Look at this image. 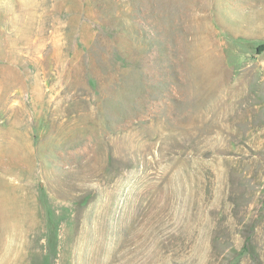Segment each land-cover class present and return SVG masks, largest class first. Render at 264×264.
Returning a JSON list of instances; mask_svg holds the SVG:
<instances>
[{"label": "rangeland", "instance_id": "374dc122", "mask_svg": "<svg viewBox=\"0 0 264 264\" xmlns=\"http://www.w3.org/2000/svg\"><path fill=\"white\" fill-rule=\"evenodd\" d=\"M0 264H264V0H0Z\"/></svg>", "mask_w": 264, "mask_h": 264}]
</instances>
